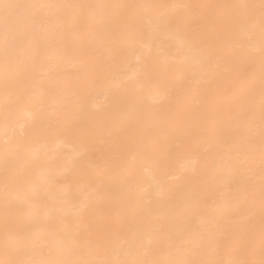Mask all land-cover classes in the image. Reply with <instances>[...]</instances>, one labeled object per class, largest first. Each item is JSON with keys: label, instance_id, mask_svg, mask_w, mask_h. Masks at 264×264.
<instances>
[{"label": "bare ground", "instance_id": "6f19581e", "mask_svg": "<svg viewBox=\"0 0 264 264\" xmlns=\"http://www.w3.org/2000/svg\"><path fill=\"white\" fill-rule=\"evenodd\" d=\"M0 264H264V0H0Z\"/></svg>", "mask_w": 264, "mask_h": 264}]
</instances>
